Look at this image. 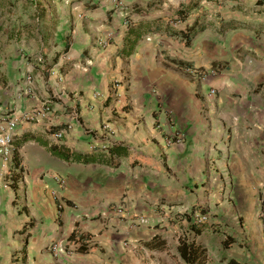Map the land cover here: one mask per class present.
I'll return each mask as SVG.
<instances>
[{
	"label": "crops",
	"instance_id": "1",
	"mask_svg": "<svg viewBox=\"0 0 264 264\" xmlns=\"http://www.w3.org/2000/svg\"><path fill=\"white\" fill-rule=\"evenodd\" d=\"M36 1L42 21L24 7L19 39L5 33L24 52L0 51V120L16 124L0 264H185L200 214L206 264L264 261V5ZM129 27L144 35L124 56ZM110 146L124 154L86 161Z\"/></svg>",
	"mask_w": 264,
	"mask_h": 264
},
{
	"label": "trees",
	"instance_id": "2",
	"mask_svg": "<svg viewBox=\"0 0 264 264\" xmlns=\"http://www.w3.org/2000/svg\"><path fill=\"white\" fill-rule=\"evenodd\" d=\"M24 1V6L23 8H32L33 9V13L29 14V20L30 19H36L37 21H42V19L44 18V8L41 7L40 2L36 1V0H23ZM186 12L181 10L178 12V17L179 19H184ZM33 14V15H32ZM27 26V25H26ZM24 26V27H26ZM194 28L195 26H191L189 27L186 32L184 34H182L183 39L185 40V43L188 45L189 42L191 41V37L193 35L194 32ZM157 31V27L155 26L153 29L149 30V28H146L144 30V34H148V33H154ZM21 31L19 29H9L8 31V38L9 39H15L18 40L19 36H20ZM143 33H140L139 30L137 31H130V27L127 29L126 31V36H125V46L124 48H122L120 54L124 55V56H128L130 55L136 44L137 41H139L141 39V37L144 35ZM134 36V38H132ZM51 154L55 157H60L62 158L63 155L60 152H56L54 150V148L50 149ZM124 154V150L123 148H121L120 146H110V147H106L101 151V154H99L98 156L93 157L92 159H87V162H103L104 159L102 158L103 156H108L109 159L112 158L113 156H122ZM19 174H16L15 176H11V179L14 181L15 179H18ZM189 231H190V236H186L182 239H180L179 241V245H178V253L180 258L182 259V261L185 264H206L207 262V252L206 249L203 245L196 243L195 242V237L199 234L202 233L203 230H205V225L203 224H197V223H192L189 226ZM72 234L69 236V240L70 238H72ZM82 237L78 238V240H81ZM234 243L233 238L225 236L224 239V247L225 248H229L231 247V245ZM163 246H160V248ZM159 248V249H160ZM228 264H236L234 262V260L229 259Z\"/></svg>",
	"mask_w": 264,
	"mask_h": 264
},
{
	"label": "rangeland",
	"instance_id": "3",
	"mask_svg": "<svg viewBox=\"0 0 264 264\" xmlns=\"http://www.w3.org/2000/svg\"><path fill=\"white\" fill-rule=\"evenodd\" d=\"M64 0H55V2H58L59 4H62ZM23 0H0V29L4 30L2 33H0V51H17V52H24V49L22 48L21 43H8V41L5 38V33L8 29H20L22 30V25L20 20H22V14L24 15V19H26V16L28 12L25 14L22 11V6H24ZM44 154L41 152L35 151L32 154V160H36L39 165H44L45 167L51 166L52 161H50ZM259 219V218H258ZM260 221V220H259ZM260 253L257 255V257H260ZM263 255V254H262ZM234 256V253H233ZM236 264H264V261L257 262L256 259H250L249 261H239L238 259L232 258ZM228 264V263H227Z\"/></svg>",
	"mask_w": 264,
	"mask_h": 264
},
{
	"label": "built area",
	"instance_id": "4",
	"mask_svg": "<svg viewBox=\"0 0 264 264\" xmlns=\"http://www.w3.org/2000/svg\"><path fill=\"white\" fill-rule=\"evenodd\" d=\"M257 3L264 5V0H255ZM210 94H215V91L211 90ZM73 117H76V114H73ZM15 121L11 119L0 120V158L4 163H7L11 159L12 155V146L15 136ZM69 129V126L67 127ZM62 136V132H56L54 134V139L58 140ZM172 208H170L171 211ZM258 218L261 222L262 229L264 230V209L260 210L258 213ZM206 220L205 215H199L196 223L201 224Z\"/></svg>",
	"mask_w": 264,
	"mask_h": 264
}]
</instances>
